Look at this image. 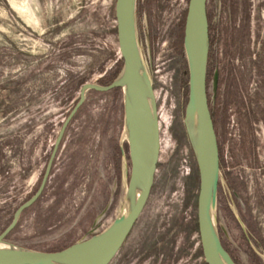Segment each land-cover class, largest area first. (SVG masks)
I'll return each instance as SVG.
<instances>
[{"label":"rangeland","instance_id":"1","mask_svg":"<svg viewBox=\"0 0 264 264\" xmlns=\"http://www.w3.org/2000/svg\"><path fill=\"white\" fill-rule=\"evenodd\" d=\"M186 3L135 2L159 150L144 207L109 264H204L195 219L197 170L183 123ZM114 4L0 0V232L36 190L80 86L108 84L117 76ZM207 15V90L214 113L226 103L215 126L217 229L234 264H264V0H207ZM122 125L120 88L87 91L41 196L22 212L7 240L54 251L107 227L121 206L129 170Z\"/></svg>","mask_w":264,"mask_h":264},{"label":"water","instance_id":"2","mask_svg":"<svg viewBox=\"0 0 264 264\" xmlns=\"http://www.w3.org/2000/svg\"><path fill=\"white\" fill-rule=\"evenodd\" d=\"M136 0H115L116 39L121 58L117 76L108 84L84 82L56 134L36 190L13 211L0 232V264H109L138 219L153 183L158 159L159 135L153 88L143 60L136 29ZM206 0H187L181 45L187 70L184 127L197 170L196 230L204 264H234L220 242L216 224L217 186L220 178L217 140L206 95L209 48ZM120 88L122 135L129 163L121 206L111 223L92 237L59 250L47 251L7 240L22 212L41 196L54 159L71 119L83 104L87 91Z\"/></svg>","mask_w":264,"mask_h":264},{"label":"trees","instance_id":"3","mask_svg":"<svg viewBox=\"0 0 264 264\" xmlns=\"http://www.w3.org/2000/svg\"><path fill=\"white\" fill-rule=\"evenodd\" d=\"M205 7H206V14H207V0L205 2ZM208 16V15H207ZM208 18V17H207ZM210 27L208 25V35H209V48H208V56H207V66H206V95H207V102H208V107H209V110H210V114H211V119H212V122H213V127H214V131H215V135H216V140L218 139L217 137V132H216V129H215V126H216V123H217V117L219 118H222L224 116V113H225V109H226V103L224 102L220 108V111L219 113H214L213 112V109H212V106H211V94L208 92L207 90V73H208V67H209V60L211 58V47H212V38H211V34H210ZM119 65V64H118ZM120 70V67L118 66L117 69H116V75L118 74ZM115 75V76H116ZM218 141V140H217ZM218 144V143H217ZM217 148H218V145H217ZM218 157H219V149H218ZM220 163V162H219ZM218 188V186H217ZM243 214L240 213V216L242 218V221H244L246 224H247V221H245V219H243ZM192 223H194V218H192ZM220 242L222 244V246L224 247L221 239H220ZM225 248V247H224Z\"/></svg>","mask_w":264,"mask_h":264}]
</instances>
